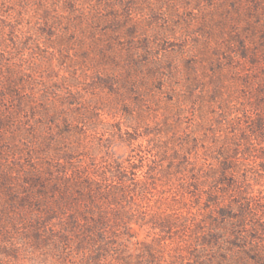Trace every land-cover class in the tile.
<instances>
[{
    "label": "rangeland",
    "instance_id": "374dc122",
    "mask_svg": "<svg viewBox=\"0 0 264 264\" xmlns=\"http://www.w3.org/2000/svg\"><path fill=\"white\" fill-rule=\"evenodd\" d=\"M0 264H264V0H0Z\"/></svg>",
    "mask_w": 264,
    "mask_h": 264
}]
</instances>
